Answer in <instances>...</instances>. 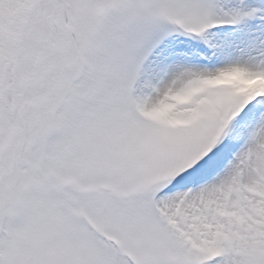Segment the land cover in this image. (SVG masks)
Returning <instances> with one entry per match:
<instances>
[{"label":"snow or ice","instance_id":"6c2138e0","mask_svg":"<svg viewBox=\"0 0 264 264\" xmlns=\"http://www.w3.org/2000/svg\"><path fill=\"white\" fill-rule=\"evenodd\" d=\"M0 264H264V0H0Z\"/></svg>","mask_w":264,"mask_h":264}]
</instances>
